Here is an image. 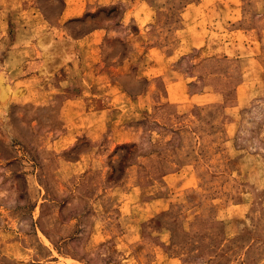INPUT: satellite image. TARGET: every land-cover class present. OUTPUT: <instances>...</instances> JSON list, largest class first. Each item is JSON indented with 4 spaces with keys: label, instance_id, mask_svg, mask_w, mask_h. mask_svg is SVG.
Masks as SVG:
<instances>
[{
    "label": "rangeland",
    "instance_id": "1",
    "mask_svg": "<svg viewBox=\"0 0 264 264\" xmlns=\"http://www.w3.org/2000/svg\"><path fill=\"white\" fill-rule=\"evenodd\" d=\"M0 264H264V0H0Z\"/></svg>",
    "mask_w": 264,
    "mask_h": 264
},
{
    "label": "bare ground",
    "instance_id": "2",
    "mask_svg": "<svg viewBox=\"0 0 264 264\" xmlns=\"http://www.w3.org/2000/svg\"><path fill=\"white\" fill-rule=\"evenodd\" d=\"M16 97V93H9V88L6 87L3 83V79L0 78V106L7 105L8 101L10 100V97Z\"/></svg>",
    "mask_w": 264,
    "mask_h": 264
}]
</instances>
